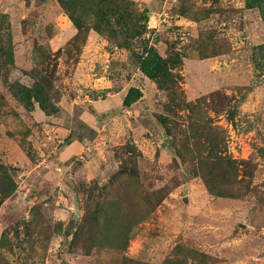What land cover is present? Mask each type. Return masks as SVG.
<instances>
[{
    "label": "rangeland",
    "instance_id": "374dc122",
    "mask_svg": "<svg viewBox=\"0 0 264 264\" xmlns=\"http://www.w3.org/2000/svg\"><path fill=\"white\" fill-rule=\"evenodd\" d=\"M24 1L11 18L0 13L8 54L0 55V264H264V159L257 154L264 109L253 92L264 80L254 68L264 26L257 11L243 0H123L132 21L120 29L109 16L101 33L93 29L98 0H75L72 18L83 26L75 36L58 0ZM130 24H145L144 34L130 38ZM149 48L161 58L178 55L171 70L181 78L178 89L159 90L140 72L135 55ZM79 68L111 90L135 83L129 88L141 96L110 109L104 94L93 97L100 138L63 165L57 149L94 135L77 119L79 105L58 115L70 131L53 138L52 125L34 121L28 102L12 92L46 82L48 104L57 106L75 94ZM198 133L217 135V154L235 167L230 177L200 169L206 152ZM208 178L225 195L210 194ZM19 193L30 203L16 212L10 204ZM72 211L78 218L69 227Z\"/></svg>",
    "mask_w": 264,
    "mask_h": 264
},
{
    "label": "trees",
    "instance_id": "16d2710c",
    "mask_svg": "<svg viewBox=\"0 0 264 264\" xmlns=\"http://www.w3.org/2000/svg\"><path fill=\"white\" fill-rule=\"evenodd\" d=\"M57 2L59 6L63 8L65 12L68 13V17L72 21V24L74 25L77 31L75 36H78L83 26H81L80 22L75 21L72 18V14H71V12L76 13L75 6L77 5L76 4L77 2H75V0L74 2L72 1L71 3L69 1L67 4L65 2L63 3V0H58ZM243 2H244L245 9L257 11L259 18L264 26V0H243ZM120 3L123 5L117 4L114 1L111 2V0H98L99 7L96 8L98 10H95V11H98L97 14L95 15V19L96 21H98V24H94V27H93V29L96 32L103 33V29L106 30V28L109 27V22H108L109 16H113V17L115 16V19L117 21L116 25L119 26L120 29L123 26L129 25V24H120V23H125V21H128V22L132 21V19H129V16L125 14L127 5H130V3L125 2L123 0H120ZM82 8L84 7L82 6ZM84 12H86V9H84ZM136 15H137L136 17L137 23H139V21H142V23L145 22L146 18L143 14H136ZM83 18L89 19L88 16H85ZM129 31L130 33L128 35L130 38H137V37L139 38L145 32V24H130ZM119 46L125 47L126 44L123 42L122 44H119ZM254 49L257 51L258 54H260L258 61L254 63V68L257 71L259 76H264V44L258 45ZM142 52L143 54L141 53L139 55L138 54L135 55L140 72L145 77H147L149 80L153 81L157 89L159 90H162L168 86H171V87L175 86L178 89L179 81L181 78L177 74L171 73V70L175 69L180 64L178 55L173 53L167 58H161L152 48H149ZM0 55H6V53L2 50L1 47H0ZM141 55H144V56H141ZM44 83L41 82L40 85L37 84L33 86V88L31 89L18 86L17 88H14L12 94L18 100L24 99V101L28 102L26 103L24 109L32 110V105L31 103H29V100L31 99V101L37 104L38 109L41 112H43L45 116H49V115L51 116V114L54 115L58 112V108L54 104L53 105L48 104L47 97H48L49 91H47L46 88H44L43 86ZM140 96H141V93L137 89L129 88L121 100V106L125 108L129 107ZM201 135L202 134H199L198 137H201V138L203 137L204 139L203 140L204 143L201 142L200 146L202 147L203 151L206 152V158H204V160L201 162L203 166L200 169L202 168L208 169L209 171L208 170L207 171L209 173L213 172L215 169H221V172L224 171V173H227V176L230 177L232 173L234 172L235 167H234L233 162L217 154V150L219 146L218 139L216 137L217 135L213 137L206 136L205 138L204 136H201ZM196 137L195 139L197 140V143H199V138H196ZM69 141H70V138H67V142ZM257 154L264 159V146L257 148ZM210 159L212 160L213 163H209ZM203 181H204V185L207 191L210 194L214 193L216 195H225V193L217 192L218 191L217 188L212 189L210 187V182L219 184V182L216 181L215 179L208 178V180H203ZM90 190L92 191V189ZM105 205L107 206V204ZM94 208H95V211L97 210L99 212L100 208H103V207H102V204L97 203ZM113 210L119 212V209L117 206H115ZM116 236H119V234L116 233ZM121 239L123 240L124 243L126 242L127 238H126L125 233L124 235L122 234ZM177 262L181 264H186L184 260L182 261L177 260Z\"/></svg>",
    "mask_w": 264,
    "mask_h": 264
},
{
    "label": "crops",
    "instance_id": "0c3cea01",
    "mask_svg": "<svg viewBox=\"0 0 264 264\" xmlns=\"http://www.w3.org/2000/svg\"><path fill=\"white\" fill-rule=\"evenodd\" d=\"M43 2L44 1H42L41 3ZM31 4H32V1H28V6H31ZM25 5L26 4L24 0H0V13L7 14L11 18L12 16L18 14L21 9H25ZM48 43L50 45L52 44L51 41H49ZM92 56H93V59H96L95 55H92ZM81 57H83V54ZM88 71H90V68L86 69L85 71L79 68L78 72L76 73L77 82L74 84L76 86V89H74L75 94H71V96L69 97L68 96L60 97L59 101L57 102L58 112L56 114L51 115V116H45L36 107H33L31 111V115L34 121L40 124H51L52 125L50 127L54 129V133L52 135L53 138L55 137L62 138V137H66L70 130L61 124L60 119L59 121H57L59 118L58 115L64 112V113L69 114V116H71L73 106L79 105L78 108L80 110L77 112V119L80 121L81 124H83L89 130L94 131V135L91 138L83 137L82 139H75L70 144L61 146L59 149L56 150V153L53 152L54 153L53 155H55L56 157V158L54 157L55 161L60 162L63 165L64 163H66V161L69 162V160L79 155L80 153H86V151H89L88 148H91V147L93 148L94 145L97 144L98 139L100 138V133L103 127L102 128L96 127L97 118L100 115L97 112V106H96L99 100L94 101L95 99H93V97L98 98L99 96L100 98L104 94L105 99L103 102V106H104L103 109H107V108L110 109L113 107L114 104L119 105L120 103L121 105V100L126 94L127 89L129 87L137 88L135 83H130V84H127L125 88H122L119 90L118 89L111 90L110 85L108 83H105L104 86L97 84L96 81H98L99 78H95L94 80H91ZM261 77L263 78L264 76H261ZM91 82H92V85H90ZM87 87H89L90 89L89 95L92 97H89L86 94H80L81 90ZM98 89L102 90V93L100 95H98L97 93ZM253 92H259L260 97L258 99V103H259L258 105L262 109H264V80H263V84H261V86L255 87ZM248 100H250V96H247L245 102L248 103ZM51 119H54V120L52 121ZM56 133H57V136H56ZM96 167L97 166L95 165V168H94L95 170H96ZM64 168L66 169V167ZM68 168H70L69 165H68ZM94 172L89 171V174L94 173Z\"/></svg>",
    "mask_w": 264,
    "mask_h": 264
},
{
    "label": "water",
    "instance_id": "95a60500",
    "mask_svg": "<svg viewBox=\"0 0 264 264\" xmlns=\"http://www.w3.org/2000/svg\"><path fill=\"white\" fill-rule=\"evenodd\" d=\"M164 145L168 146L167 139H164ZM182 201L186 203V198H183ZM29 203H30V200L23 193H19L18 196L11 202L10 207L13 211L21 212L22 209L25 206H27ZM77 218H78V212L72 211L71 218L69 220V227L75 225Z\"/></svg>",
    "mask_w": 264,
    "mask_h": 264
}]
</instances>
